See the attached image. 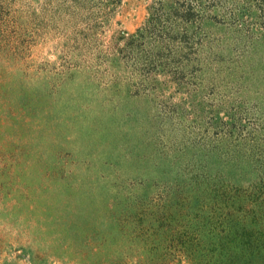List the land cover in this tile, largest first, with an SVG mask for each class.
I'll return each instance as SVG.
<instances>
[{"label": "rangeland", "instance_id": "374dc122", "mask_svg": "<svg viewBox=\"0 0 264 264\" xmlns=\"http://www.w3.org/2000/svg\"><path fill=\"white\" fill-rule=\"evenodd\" d=\"M0 264H264V0H0Z\"/></svg>", "mask_w": 264, "mask_h": 264}]
</instances>
